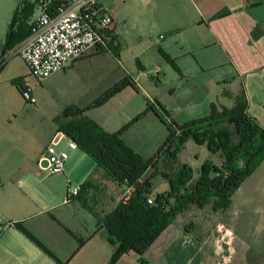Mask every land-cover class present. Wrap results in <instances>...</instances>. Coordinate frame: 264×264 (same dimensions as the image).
<instances>
[{
	"label": "crops",
	"instance_id": "crops-1",
	"mask_svg": "<svg viewBox=\"0 0 264 264\" xmlns=\"http://www.w3.org/2000/svg\"><path fill=\"white\" fill-rule=\"evenodd\" d=\"M39 1L27 2L28 17L23 16V20L15 28L14 40L17 44L11 49L6 48L11 24L8 25L5 43L0 45V61H5L0 71L8 66L13 51L29 37L31 22L39 12ZM99 2L100 6L113 16L115 22L112 37L118 47L109 50L108 53L114 52L119 57L122 56L119 52L124 50L129 60L138 61L142 74H135V71L132 72L130 69V74L127 75L133 79L138 91L143 89L141 77L145 78L143 83H146L149 76L146 73H149L151 67L155 71L157 69L162 71L159 64L162 56L165 61L175 66L174 70L179 77L178 87L186 86L193 89L198 108L202 106L193 114L176 109L179 111V117L183 116L186 123L191 120L190 116L199 117L196 113L209 114L214 106L232 109L235 98L241 97L247 101L249 117L264 130V0H99ZM29 5H35L31 12ZM19 6L12 12V19ZM92 50L97 52V49ZM92 54L93 52L88 53L62 71L77 69L90 60L88 58ZM95 54L93 58L105 56L107 53L99 56ZM163 55L169 57L170 61ZM132 101L136 103L133 99ZM148 102L155 110H152V115L147 113L141 121L123 134L121 140L126 146L129 145L128 136L132 134L130 132L133 128L145 120L150 122V116L158 119L156 121L154 119L152 123L154 130L160 128L161 118L158 110H162L158 103L162 106L163 103L158 99L152 103L151 98ZM188 105L194 103L190 100ZM146 109L147 104L141 101V105L133 108V116L117 125L114 130H107L102 126L109 121L101 124L88 114L90 110L85 116L104 132L112 135L143 114ZM61 121L51 130L47 146L34 158L27 157L22 165H19L26 169L25 174L21 176L19 174L18 178L11 180L9 184L0 180V214L22 225L50 254L15 227L0 232V264L111 263L117 246L110 242L109 232L83 206L79 196L71 202H66L70 186L73 185L65 171L48 174L39 167L40 158L61 133ZM57 148L69 153L67 162L71 160L69 169L72 179L80 183L78 186L96 173L98 189L89 192L88 197L95 198L94 205L102 216L111 214L126 197V187L124 185L120 187L113 182L93 159L96 167L88 163L86 159L88 155L81 149L70 150L67 138H60ZM79 163V170L76 173L74 165ZM84 163L86 166L81 167ZM251 180L254 184L260 181L259 191L261 198H264V161L244 183ZM175 224L176 222L163 232L144 254L143 259L130 251L116 264H215L216 259H198L197 242L191 239L190 233L183 226L176 227ZM173 228L175 231L172 233ZM105 232L106 236L103 235ZM80 242H84L81 248Z\"/></svg>",
	"mask_w": 264,
	"mask_h": 264
},
{
	"label": "rangeland",
	"instance_id": "rangeland-1",
	"mask_svg": "<svg viewBox=\"0 0 264 264\" xmlns=\"http://www.w3.org/2000/svg\"><path fill=\"white\" fill-rule=\"evenodd\" d=\"M21 2L22 0H0V45L5 43V31L13 21L11 14ZM92 52L88 58L90 60L77 69L60 71L41 83L32 76L30 69L20 57L11 56L8 66L0 71L2 183L9 184L11 180L18 178L19 174L21 176L26 173V169L19 165H22L27 157L34 158L47 146L51 130L58 126L60 122L58 119L62 117L65 108L75 106L80 109L91 106L122 83L130 74V69L132 72L135 71V74H142L138 61L129 60L124 50L119 52L122 55L119 57L113 52L93 58L96 52L91 50L89 53ZM159 64L163 73L151 67L149 73H146L149 75L146 83H143L145 78L141 77L142 91H136L129 86L115 93L102 105L92 108L88 114L101 124L109 121L102 126L107 130H114L117 125L133 116L134 107L141 105V101L146 105L151 98L152 103L156 99L161 100L172 119L176 118L174 120L176 123L185 124L186 121L183 116L179 117V111L176 109L193 114L202 106L198 108L193 89L186 86L178 87L179 77L174 70L175 66L165 61L162 56ZM17 81H23L25 86L32 90L37 100L36 104L25 101L16 85ZM190 100L194 105H188ZM152 112L151 110L148 113L152 115ZM158 112L160 121L163 119L167 123L160 122V128L157 130H154L152 123L154 119L155 121L158 119L150 116V122L145 120L137 124L132 132L129 131L132 133L128 136L131 145L127 146L145 160L154 157L170 134L168 116L160 110ZM197 114L204 118L208 113ZM199 117L190 116V121L200 119ZM229 128L233 130L232 126ZM232 139L236 142L234 135ZM86 159L88 163L97 166L90 157L87 156ZM70 161L66 163L64 171L72 185L78 186L80 183L72 179ZM184 164L192 171L189 186L193 187L205 166L221 169L223 158L221 154L209 152L206 144L199 145L190 140L177 155L176 163L172 165L169 163L164 169L172 173L178 166ZM79 165L80 163L74 165L76 173ZM82 166H86V163ZM152 183L154 194L170 190L169 182L161 176L155 177ZM260 188L259 180L255 184L251 180L244 183L230 200L211 198L204 206H192L179 217L175 226H183L190 233L191 239L197 242L198 259H216L215 264H264V198H261ZM173 231L175 228L172 233ZM103 235L106 236L107 232Z\"/></svg>",
	"mask_w": 264,
	"mask_h": 264
},
{
	"label": "trees",
	"instance_id": "trees-1",
	"mask_svg": "<svg viewBox=\"0 0 264 264\" xmlns=\"http://www.w3.org/2000/svg\"><path fill=\"white\" fill-rule=\"evenodd\" d=\"M22 0L15 13L7 37V49L17 43L14 40V30L28 17L27 2ZM39 0H36V2ZM38 3V2H37ZM35 6V5H33ZM29 5L30 12L34 9ZM24 18V19H25ZM114 38L107 43V48L97 46L95 55H104L109 50L116 49ZM168 61L169 57L163 55ZM16 85L23 97L25 83L17 81ZM131 87L138 91L131 77H126L105 96L95 101L85 109L75 106L65 108L62 117L58 119L60 131L78 148L93 159L99 168L118 186L135 187V191L122 200L114 211L102 216L94 205L95 198L88 197L89 192L96 191V173L81 185L79 200L95 217L99 224L110 234V242L116 245L110 264L117 261L130 251L143 259L144 254L176 220L192 206H204L211 198L230 200L255 170L264 161V130L260 128L247 114V101L236 97L232 109L212 107L204 118L195 119L183 125L176 123L167 110L159 104L162 112L168 116L169 137L153 158L145 160L126 146L121 137L134 124L141 121L149 111L154 110L150 102L145 112L115 134H107L97 124L85 116L94 107L105 103L115 93ZM162 124L167 122L160 121ZM233 127V130L229 128ZM233 135L236 142L233 141ZM193 140L199 145L206 144L212 154H221L223 164L221 169L205 166L199 179L193 187L192 171L187 164L180 165L172 173L165 166L176 163L177 155L187 143ZM150 176H147L148 172ZM161 176L170 184V190L165 193H153V179ZM149 199L153 203H149ZM16 227L42 250L50 252L38 242L22 225ZM79 248L84 242L79 243Z\"/></svg>",
	"mask_w": 264,
	"mask_h": 264
},
{
	"label": "built area",
	"instance_id": "built-area-1",
	"mask_svg": "<svg viewBox=\"0 0 264 264\" xmlns=\"http://www.w3.org/2000/svg\"><path fill=\"white\" fill-rule=\"evenodd\" d=\"M115 22L99 0H40L39 12L34 16L30 35L12 53L20 57L39 82L66 69L71 63L84 58L97 46L107 48ZM5 61H0V68ZM157 71H161L157 69ZM23 98L29 104L37 100L30 88L23 89ZM67 138L70 150L78 149L77 144L64 133H59L39 160V167L48 174L64 173L69 160L66 150L57 148L60 138ZM81 191V186H70L66 202H71ZM135 187H126L127 199ZM153 203L152 199L148 200ZM16 223L0 214V232L16 227Z\"/></svg>",
	"mask_w": 264,
	"mask_h": 264
}]
</instances>
